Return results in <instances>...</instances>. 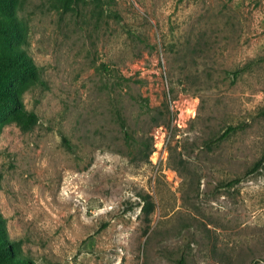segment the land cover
I'll list each match as a JSON object with an SVG mask.
<instances>
[{
    "label": "rangeland",
    "instance_id": "obj_1",
    "mask_svg": "<svg viewBox=\"0 0 264 264\" xmlns=\"http://www.w3.org/2000/svg\"><path fill=\"white\" fill-rule=\"evenodd\" d=\"M10 3L0 264H264V0Z\"/></svg>",
    "mask_w": 264,
    "mask_h": 264
},
{
    "label": "trees",
    "instance_id": "obj_2",
    "mask_svg": "<svg viewBox=\"0 0 264 264\" xmlns=\"http://www.w3.org/2000/svg\"><path fill=\"white\" fill-rule=\"evenodd\" d=\"M3 1L6 2V0H3ZM9 1H11L10 6H9V9H10L13 13H15L16 8L18 7V5H17V0H9ZM16 17H17V16H16ZM16 21H17L18 23H20V22H19V19H17ZM16 25H18V24H16ZM122 125H123V127H124V122L122 123ZM236 130H237V128L234 127V126L229 127V128L227 129V131H226L224 134H222V135L218 138V140H219V141H223V140H225L227 137H229V135H231V133L235 132ZM261 165H262V161L258 162V163L255 165L253 171L258 170V169L261 167ZM242 180H243V179L240 178V177H239V178H236L235 180H232L231 182H229L228 185H229V186H234V185H236V184L241 183ZM142 199H143L144 202H145L144 211H145V213H146V215H147V219H148L149 214L154 210V203H153L152 200H151V196L148 195V194H143V195H142Z\"/></svg>",
    "mask_w": 264,
    "mask_h": 264
}]
</instances>
